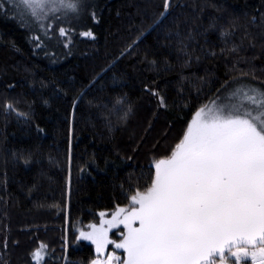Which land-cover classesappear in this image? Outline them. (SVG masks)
<instances>
[{
	"label": "trees",
	"instance_id": "obj_1",
	"mask_svg": "<svg viewBox=\"0 0 264 264\" xmlns=\"http://www.w3.org/2000/svg\"><path fill=\"white\" fill-rule=\"evenodd\" d=\"M162 3L88 0L81 17L57 25L66 37L39 46L0 9V264H90L74 221L125 207L149 160L222 84L264 85V0H172L156 23ZM119 97L133 109L126 121L113 111Z\"/></svg>",
	"mask_w": 264,
	"mask_h": 264
},
{
	"label": "snow or ice",
	"instance_id": "obj_2",
	"mask_svg": "<svg viewBox=\"0 0 264 264\" xmlns=\"http://www.w3.org/2000/svg\"><path fill=\"white\" fill-rule=\"evenodd\" d=\"M87 7L88 0L0 4L36 31L38 46L42 36L66 37L57 25L81 17ZM172 7V0H163L156 23ZM148 91L166 106L158 92ZM4 107L15 111L11 103ZM113 111L126 121L133 109L119 97ZM126 199L128 205L116 206L110 218L101 211L98 223L79 231L77 239L95 246L90 264H264V85L237 77L217 88L208 104L190 110L173 143L154 157L143 190ZM109 245L113 251L104 256ZM33 257L39 262L40 251Z\"/></svg>",
	"mask_w": 264,
	"mask_h": 264
},
{
	"label": "rangeland",
	"instance_id": "obj_3",
	"mask_svg": "<svg viewBox=\"0 0 264 264\" xmlns=\"http://www.w3.org/2000/svg\"><path fill=\"white\" fill-rule=\"evenodd\" d=\"M252 83L255 84V85H257V86H259L258 83H255V82H252ZM215 95H216V94H215ZM215 95H214V96H213V97H212V98H211L206 104H208L211 100H213V99L215 98ZM153 159H154V158H152V159L149 160V162L147 163L148 166L151 165ZM128 203H129V201H128ZM128 203H127L125 206H127ZM113 211H114V210H113ZM113 211H111V212H109V213H106V214H107L106 218H110L111 213H112ZM99 213H100V212L95 213V214L92 216L91 220H90L89 222H87V223H85L83 220H76V221H74V223H73V230H72L73 234L76 235V236H78L80 230H85V231L89 230V229L87 228L88 224H90V223H98V222H99ZM117 231H118V230H115V229H114V230H113V233H116ZM110 238H112V239H116L117 237H116V235H113L112 233H110ZM79 241L81 242V244L89 245V246L91 247V249L93 250V257H92V259L97 258V254H96V252H95V246L92 245L90 241H83V240H79ZM39 251H40V253H41V259H40L39 262H37V261L34 259L33 255H32V258H33V260H34L36 263H40V262L43 260V258L46 256V251H45L44 248H40ZM112 251H113V246H112V245H109V246H108V249L106 250V252H105V254H104V256H106L107 254L111 253ZM116 254H117V255H121V254H122V250H116ZM101 258H103V257H101Z\"/></svg>",
	"mask_w": 264,
	"mask_h": 264
}]
</instances>
